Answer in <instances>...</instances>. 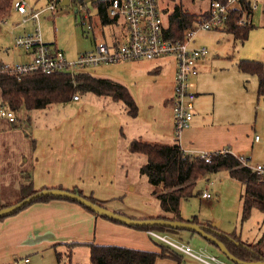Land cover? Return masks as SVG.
<instances>
[{
    "label": "crops",
    "instance_id": "1",
    "mask_svg": "<svg viewBox=\"0 0 264 264\" xmlns=\"http://www.w3.org/2000/svg\"><path fill=\"white\" fill-rule=\"evenodd\" d=\"M101 1L106 4L108 2L90 1L96 11L93 16L98 18L101 39L108 37V41H112L118 37L119 29L109 20L102 22L97 7ZM85 2L83 0L82 4ZM75 7L78 11V6ZM80 8L82 10V6ZM89 16L92 23V16ZM108 26L115 31H109L106 36L104 27ZM93 27L95 28L92 23ZM96 41L99 40L94 36V43ZM210 54L209 49V54L200 63L197 75L202 73L204 62ZM152 61L154 63L149 60L121 61L118 64L119 73H107L106 76L99 77H110L108 79L112 78L111 80L128 88L138 107L136 117L126 112L122 102L91 92L80 94L78 100L57 103L61 105V109L55 111L49 105L36 109L37 115L47 117L50 121L32 125L29 136H24L25 139H31L30 175L34 189L61 187L71 190L76 187L85 196L102 200L105 202L103 206L124 215L132 214L135 215L134 218L145 219L155 218L159 214L155 210L134 208L114 199L122 193V189L116 184V172L124 140L128 139L129 154H133L129 150V143L135 138L163 144H172L175 141L170 98L173 93L176 62L171 57ZM251 75L252 83L253 79L256 81L257 93L258 78ZM192 90L197 95L195 114L190 127L179 134L178 142L182 150L194 155L223 150H229L236 156L250 155L247 150L242 149L243 137L238 129L239 123L230 120V109L219 111L218 98L224 96L205 91L200 85L193 83ZM201 93L207 94L200 96ZM228 102L230 103V96H227V104ZM11 130H4V133ZM14 131L20 130L14 128ZM145 162L144 155L141 165ZM0 199L2 203L16 201L2 198L1 184ZM212 224L215 223H211V226ZM217 225L216 228L220 229L219 223ZM70 243H79L73 247L71 255L82 247L88 248L86 243L118 245L158 253L162 250L161 243L149 237L146 230L111 221L65 199L34 202L18 213L0 219V264L5 260H16L18 256H28L31 252L47 249L66 253V244ZM182 256L185 255H177L178 263ZM165 257H158L155 262ZM24 262L28 263L30 259L26 257Z\"/></svg>",
    "mask_w": 264,
    "mask_h": 264
},
{
    "label": "rangeland",
    "instance_id": "2",
    "mask_svg": "<svg viewBox=\"0 0 264 264\" xmlns=\"http://www.w3.org/2000/svg\"><path fill=\"white\" fill-rule=\"evenodd\" d=\"M26 1L35 10H41L48 4L47 0ZM70 1L68 5L56 3L54 13L48 10L44 11L39 17L38 27L43 42L55 43L68 58L75 59L78 54L94 49V36L100 40L101 29L98 18L93 16L96 11L91 0H85V4H82L81 0ZM158 2L166 21H168L175 5H180L184 10L195 14H201L209 5V0H158ZM77 4L82 6L81 11L75 10ZM84 15L92 16L95 28L87 29V20L84 19ZM22 19L23 16L13 8L11 14L0 22V58L7 63L26 58L25 52L12 49V47L16 37L34 33L36 22L29 20L23 23ZM251 23L253 28L245 41L235 39L231 33H227L225 30H199L196 34L195 44L207 46L211 54L204 62L205 68L202 73L193 77L191 82L200 85L205 91L224 96L221 99L218 98L219 111L230 109V120L239 123L238 129L243 137L242 149L248 151L247 154H250L253 164H264V97L258 98L256 81L253 79L252 83V79H250L252 75L242 73L237 67V63L243 59L258 61L264 65V0H256ZM111 30L115 31L113 27H104L105 35L107 36ZM101 40L108 41L109 38L105 37ZM149 61L154 63L152 60ZM118 64L121 63L91 66L86 71L93 76L103 77L107 73H119ZM204 94L207 93H201L200 96ZM75 95H80V93ZM227 96H230L228 104ZM49 106H52L50 109L53 111L61 109L59 104ZM36 112H38L36 109L20 110L17 113V122L13 125L0 120V184L2 198L5 200H18L21 195L18 188L20 183L28 182L32 145L31 139H25L24 136H29L32 125L50 121L49 118L39 116ZM14 128L20 131H14ZM4 130L11 131L4 133ZM256 135L260 137V140L255 142ZM127 142L128 139L123 141L124 147L116 172V184L122 189V193L114 199L123 204L128 203L134 208H149L160 213L159 201L152 194L153 186L145 175L140 174L144 155L129 154ZM23 156L27 160H24ZM23 172H25V179L22 180ZM205 191L211 194V198L207 199L202 196ZM243 191V184L232 178L226 170L204 175L196 181L194 195L181 200L180 216L184 220L196 218L206 224L219 223L221 230L230 234L234 233L246 243H256L262 239L264 241V211L253 207L250 215L246 219H242L240 196ZM96 200L105 204L102 200ZM126 215L135 217L132 214ZM161 232L174 239L187 241L197 251L204 249L226 259L217 247L196 233L188 230ZM161 248L163 249V247ZM26 257L30 259V262H24ZM67 258L65 256L59 261L56 252L47 249L42 252H31L28 256L25 254L21 257L18 256L16 260H5L3 264H88V248L82 247L78 251L75 250L70 260ZM155 264L197 263L187 256H182L179 263L174 258L165 257L159 258Z\"/></svg>",
    "mask_w": 264,
    "mask_h": 264
},
{
    "label": "trees",
    "instance_id": "3",
    "mask_svg": "<svg viewBox=\"0 0 264 264\" xmlns=\"http://www.w3.org/2000/svg\"><path fill=\"white\" fill-rule=\"evenodd\" d=\"M14 1L15 0H0V22L11 14L14 8ZM210 1L211 0H209V2ZM241 1L248 13L252 14L246 0ZM97 7L102 22L106 23L108 21L106 17V2H99ZM198 15L200 14L189 13L187 10H184L182 6L175 5L169 15L166 34H168L169 37L180 38L183 35L184 29L191 26ZM239 15L240 13L236 11L232 12L228 21V26L223 30L227 33H231L235 39L245 41L248 38L250 30L253 28V24L238 25L237 18ZM237 67L243 73L257 76V96L258 98L264 97L263 63L243 59L237 63ZM87 92L99 96H109L115 101H120L130 116H137V104L126 86L108 78L95 77L87 71L77 73L74 76L68 73H53L51 75L32 73L23 75L20 79L17 77H9L5 74L0 75V100L6 102L15 111L16 115L22 109H42L50 104L66 103L73 99L75 94H84ZM16 122L17 119L10 124L13 125ZM129 150L132 153H139L146 156V162L140 167V174L147 177L148 182L154 188L152 194L155 195L156 199L159 201L161 212L155 218L183 221L184 219L181 218L179 213L181 200L194 195V187L196 181L200 177L222 170L228 171L232 178L238 180L244 186V191L240 196L243 220L250 215L253 207H256L262 212L264 211V178L242 166L238 157L229 150L209 152L207 157L209 161H206V157H202L201 155L185 153L178 142V138H176L172 144L147 142L135 138L130 141ZM23 178L25 179V177ZM18 188L21 194L18 200L12 203H2L0 199V208L16 203L38 191L48 189H34L30 174L28 176V182H21ZM71 191L85 196L83 192L76 187L72 188ZM85 197L95 204L103 206V204L94 197ZM51 199L60 198L41 196L31 203L24 205L12 215L34 202L49 201ZM69 201L75 202L73 200ZM81 206L92 212L85 206ZM191 221L199 223L196 218L191 219ZM202 225L206 232L215 235L222 241L228 251L236 258L247 262L264 261L263 239L256 243H246L241 241L240 237L234 233H226L217 228L213 230L211 224L205 223ZM134 228L146 231L158 230L168 232L182 230L162 226H142ZM208 242L213 244L211 241ZM66 245L68 247L66 253L58 250L56 251V256L59 261L65 256L70 260L73 247L79 245V243H70ZM85 245L89 248L88 264H154L158 257L169 256L177 259L178 255L163 244H161L163 249L160 253L118 245H100L94 243H86ZM57 246L58 244L54 247ZM214 246L217 247L216 245Z\"/></svg>",
    "mask_w": 264,
    "mask_h": 264
},
{
    "label": "built area",
    "instance_id": "4",
    "mask_svg": "<svg viewBox=\"0 0 264 264\" xmlns=\"http://www.w3.org/2000/svg\"><path fill=\"white\" fill-rule=\"evenodd\" d=\"M48 4L41 10L29 6L26 0H15L14 9L23 16L22 22H36L34 33L15 38L12 49L25 52L24 60L7 63L0 58V75L21 78L23 75L41 73H68L74 76L85 72L88 67L121 61L153 60L171 57L176 62L174 86L171 96V108L175 128V139L190 127L195 114L196 93L192 90L191 79L200 69V63L209 54L205 45H196L194 40L199 30H223L228 26L232 12L240 13L238 25L250 24L252 14L244 8L241 0H211L192 25L185 28L180 38L169 37L166 34L168 21L162 15L158 0H108L106 17L119 29V35L112 41L99 40L94 49L70 59L65 52L53 43H45L39 31V17L48 10L55 12L56 3L62 0H47ZM253 12L256 0H246ZM78 11H81L79 5ZM89 15L87 29L92 30ZM74 95L73 100H78ZM0 119L13 123L17 119L15 111L3 100H0ZM260 137L255 136V141ZM225 151V150H223ZM209 161L208 153L201 154ZM236 156V155H235ZM240 164L258 176L264 178V164H253L249 155H237ZM204 198H211L209 192H203ZM149 237L169 247L174 252L188 256L198 264H237L229 259L221 258L204 249L195 250L187 241L174 239L158 230H147ZM28 261V259H26Z\"/></svg>",
    "mask_w": 264,
    "mask_h": 264
},
{
    "label": "water",
    "instance_id": "5",
    "mask_svg": "<svg viewBox=\"0 0 264 264\" xmlns=\"http://www.w3.org/2000/svg\"><path fill=\"white\" fill-rule=\"evenodd\" d=\"M70 0H62L61 5L70 4ZM76 10V7H75ZM41 196H52L60 199H69L77 202L80 205L85 206L90 209L92 212L98 214L99 216L106 217L113 221H116L120 224H124L130 227H142V226H162L173 229H182L188 230L192 233H196L202 236L204 239L211 241L217 248L226 256L230 261L237 264H264V261L257 262H247L236 258L232 255L225 244L220 241L215 235L208 233L205 231V228L202 224L192 222L191 220H170L166 218H145L138 219L132 218L130 216L109 210L105 206L95 204L90 201L87 197L80 195L77 192H73L68 189L63 188H48L41 191H38L22 200H19L16 203L10 204L8 206L0 208V218H4L12 215L14 212L22 208L24 205L31 203L33 200L41 197ZM217 223L212 224V229L214 230L217 227Z\"/></svg>",
    "mask_w": 264,
    "mask_h": 264
}]
</instances>
